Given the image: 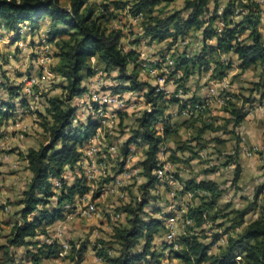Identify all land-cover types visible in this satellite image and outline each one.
Wrapping results in <instances>:
<instances>
[{
	"label": "trees",
	"instance_id": "trees-1",
	"mask_svg": "<svg viewBox=\"0 0 264 264\" xmlns=\"http://www.w3.org/2000/svg\"><path fill=\"white\" fill-rule=\"evenodd\" d=\"M173 1L100 0L95 4L89 0H67V4H63L60 0H0V29L12 33L14 42L21 38L20 30L24 24L33 34L43 20L48 21L45 41L51 45L56 59L50 69L60 80L54 87L61 89L59 96L45 97L44 113L38 114L43 119L40 127L47 136L46 143L19 153L31 177L20 199L15 202L18 209L13 214L15 219L8 222L11 231L6 243L0 244L8 264L16 261L10 248H24L32 264L57 258L60 244L56 239L47 241L49 228L52 229L53 224L63 217L65 204L73 203L76 197L90 190L84 177L75 173L76 162L81 155L79 146L94 134L98 123L90 115L84 121L78 118L80 108L76 98L86 92L85 82L94 74L95 67L102 68L107 76L115 73L111 78L117 84L108 86V91H141L151 106L150 111L141 110L133 115L134 126L118 148L120 170L129 145L144 147L143 157L136 164L144 181L139 185L140 199L123 207L128 219L127 225L115 229L116 254L110 255L105 246L95 250L105 264L158 263L163 256L162 247H169L163 241L156 243L155 239L165 230V221L173 211L165 212L155 205L158 197L153 194L161 185L154 175L158 154L169 142L174 148H166L168 160L185 167H190L192 160L200 159L199 153L213 143L216 152L224 154L221 164L233 167L232 184L237 183L241 173L238 127L247 117L251 107L246 104L252 99L231 93V99L221 108L223 115L214 114L207 108L197 119L181 118L180 110L186 105L201 104L203 100L194 93L188 96V81L194 75L201 77L209 69L210 78L225 77L232 68V56L236 57L241 71L258 67L259 81L254 90L264 88V38L260 30L264 8L257 0H226L225 3L222 0H182L180 8H168ZM238 8L245 13L233 21L231 15ZM125 11L132 16H142L136 27L131 28L128 49L122 43L127 34L123 29L112 27L115 19L126 18ZM218 22L225 24L220 32H217ZM190 33L193 40L198 41V49L190 52L191 43H188L178 51L179 42ZM144 40L166 42L159 57L164 58L166 54L172 57L175 71L167 80H173L176 88L182 90L183 97H163L155 92L152 83L139 79L140 65L135 47ZM207 40H213L214 44L207 43ZM172 47L175 49L170 52ZM223 55L226 60H222ZM92 58H96L94 64L90 61ZM0 87L8 94V98L0 97V103L6 107V111H0V120H7L16 109L13 100L19 98L18 103L23 106L26 98L20 85L3 82ZM237 100L241 102L237 103ZM173 106L177 107L178 120L168 112ZM123 114L119 112V126L123 125ZM126 127L123 125V129ZM181 129L190 131V136L182 140ZM219 134L230 137L221 138ZM206 135L210 136L207 138ZM230 138H234V151L224 153L221 147ZM260 154L264 156V152ZM218 168V165H212L202 170L201 177L194 175L187 179L174 173L181 189L175 191L173 199L180 200L191 192L197 201L188 205L184 217L190 218L192 224L178 233L175 242L179 249L170 250L169 256L177 258L181 264H264V201L260 200L264 196V161L259 167L262 181L244 207L219 203L225 189L207 177ZM67 170L73 175L71 181L63 177ZM55 180L59 181V186L54 184ZM163 186L170 190L167 183ZM99 194L97 189L92 198ZM146 206L150 211H146ZM251 213L256 216L247 218ZM207 223L217 231L210 241L205 242L202 238L207 237L203 235ZM223 234L227 236L225 244L219 245L215 253L211 252L213 243ZM41 235L43 238H39ZM86 250L85 243L72 245L70 254L74 263L82 262Z\"/></svg>",
	"mask_w": 264,
	"mask_h": 264
},
{
	"label": "rangeland",
	"instance_id": "rangeland-1",
	"mask_svg": "<svg viewBox=\"0 0 264 264\" xmlns=\"http://www.w3.org/2000/svg\"><path fill=\"white\" fill-rule=\"evenodd\" d=\"M63 4H67V0H60ZM100 0H89V3H97ZM182 5V0H174L173 2L169 3L168 8L178 9ZM126 17V16H125ZM124 17L119 19V23L122 26V29L125 35L132 32L131 28L136 27L137 23H130ZM39 26L36 33L33 35L31 32H27L29 30L25 29V32H22L21 38L17 42H14L11 37L12 33L7 32L4 29H0V82H7L11 85H18L20 80L24 75L32 74L40 76L39 68L36 65L37 59V51L39 50V46L45 41V35L47 31L48 22L43 20ZM127 31V32H126ZM7 32V33H6ZM27 32V34H26ZM125 36L123 38L122 43L125 49L130 47L131 35L129 37ZM39 43V44H38ZM142 43V42H141ZM160 45H165V42L161 43ZM138 48V47H137ZM178 49H182L179 47ZM160 49L159 46H153L151 50L146 52V55L150 58H158L160 56ZM179 51V50H178ZM54 56V50H52ZM96 58H92L90 61L92 64L95 63ZM54 61L56 59L54 58ZM35 67V68H34ZM101 69L100 67H97ZM229 74L231 72H228ZM115 73H112V76ZM112 76H105V86L116 85V81L112 79ZM232 77V76H231ZM249 78V77H248ZM139 79L141 81H148L153 83V81L144 74L139 75ZM239 79V78H237ZM59 79L56 77L44 80L42 82V93L39 97V107L33 111H29L26 109V104L21 106L18 103V99H14L16 109L12 112L13 116L9 120L10 121H17L20 122L21 125H24L25 131L23 132V138L19 139L20 143L23 145V148L30 147L32 145L34 147L46 143L47 136L44 134L40 124L42 122V117L38 116L39 113H44L45 108V97H49L51 95L59 96L61 93V89L59 87H54L55 84L59 83ZM203 81V80H202ZM229 81V79H228ZM189 83V82H188ZM230 85L232 86V81H229ZM208 84H205V87ZM249 85V84H246ZM251 86L239 87L236 89V85H233L231 89L233 93L237 94L241 97H252ZM172 89V87H171ZM44 93L46 96H44ZM136 94V98H139L141 95V91H134ZM0 97L8 98V94L6 91L0 87ZM130 99H128V103L130 104ZM135 101V100H134ZM241 101L237 100V103ZM27 103V98H26ZM248 106V104H246ZM261 110L257 109L254 110L255 112H250L247 115L246 124L251 125L252 128H256L254 137L257 140H254L250 143V138L246 134H239L240 137H243L247 143V145L252 147H258V151L254 153L252 156L247 157L243 155L242 151L240 150L238 153V159L241 165V173L239 179L236 184H232L233 179V167L230 165H222L221 163L224 161V158L216 152V146L214 144H210L209 147L201 152L200 159H195L190 162V167H181L177 165L173 167L174 173L178 170V174L184 176L183 179L190 178L194 175H198L201 177V172L203 169H206L212 165H218V170L213 173L207 174V177L213 179L214 181L218 182L220 186L225 189V193L222 195V199H220V204H224L225 202L231 203L235 207H244L252 198L257 185L262 181V175L260 172V164L262 163L261 154L260 152H264V104L261 105ZM144 105L140 106L139 108L129 109L128 111H121L124 117L123 125H127L126 128L123 129L122 126H117L115 129V134H108L107 140L105 142L106 145H110L111 142H116L117 147H120L121 144L126 140L128 137L131 127L134 126V114L137 113L139 110L144 109ZM79 116L78 118L84 121L89 116V111L86 109H79ZM214 114L223 115L221 108L215 106ZM30 118H28V117ZM245 118V119H246ZM29 126L30 129L27 127ZM8 128V123L0 120V207L3 208L4 205L9 206L8 212H0V244L6 243V238L11 231V225L8 223L9 221H13L15 216L13 215L15 210L18 209V206L15 205V202L20 199L22 191L26 188V185L29 181V172L25 167V164L21 162V156L19 153L20 147L13 142V137H11ZM27 128V129H26ZM15 132H13L14 134ZM9 135L8 141L3 143L4 136ZM182 135V134H181ZM185 135V136H184ZM221 138L230 137L226 134H219ZM14 136V135H13ZM210 135H206L208 138ZM187 137V134H183V138ZM234 138H230L225 146L221 147L224 153H232L234 151L233 147ZM174 145L169 142L167 144L169 146ZM218 148V147H217ZM120 149V148H119ZM141 151L137 154L139 155ZM143 154V150H142ZM188 154H186L187 156ZM165 158H167L168 154L166 153ZM120 160V154L118 152L115 153L114 157H108V170L106 171L105 176H99L95 180H91L89 182L90 186L92 187L93 191L97 189L100 190L105 184H107L111 179L112 175H118L121 170H118V161ZM138 158L134 160L131 164L132 167H137ZM252 169L251 171L249 170ZM4 169V170H3ZM6 169V170H5ZM247 169L249 171H247ZM68 177L66 178L67 181H71V173L67 171ZM136 176H132V179L125 180L124 185L118 189L115 193H103L96 198H92L95 200V204L97 206L98 211L100 212L99 217L90 218V219H81L75 218L71 222H67L61 228V233L58 236V241L67 242L70 249L72 245H80L82 243L86 244L87 250L86 255L82 262L78 264H105L102 262H97L95 250H100L102 246H105L108 249L110 255H115L116 250L118 248V244L114 238L115 229L119 227H123L127 225L128 216L126 212L123 211L124 205L130 202H134V200H138L141 196L139 185L144 181V178L136 171ZM110 178V180L106 183L105 179ZM181 177V176H180ZM170 185L177 187L176 183ZM170 185H168L170 187ZM153 194L156 195L158 198L154 201L155 205H158L163 208L165 212H170V205L173 203L174 207L176 208L177 205L185 204L189 202V204H193L196 198H188L185 195L180 200L172 199V196L169 194L165 186L158 187L157 190L153 191ZM261 201H264V196L262 195L260 198ZM181 203V204H180ZM146 211H150L149 206L145 207ZM116 212H122V218L114 222L111 220V215L115 214ZM256 216V213L249 214L247 218H251ZM182 227L177 228V233H180ZM217 230L212 228L210 225H205L203 235H206V238H202L203 241L208 242L212 239L213 234ZM48 234L50 237L55 234V230L49 228ZM165 234V230H162L159 235L156 237L157 243L160 240H163ZM39 238H43V235L39 236ZM224 240L225 237L222 236ZM211 252L215 253L217 251L216 245L211 247ZM24 248H10L11 255L14 259H16L15 264H32L28 260V257L25 254ZM70 250L67 253L68 256H64L61 258H50L44 259L41 261L40 264H77L74 263L75 261L72 260ZM150 259V258H149ZM181 264V262H179ZM0 264H8L5 260L2 251L0 250ZM140 264H144L140 263ZM152 264H157L156 262H152Z\"/></svg>",
	"mask_w": 264,
	"mask_h": 264
},
{
	"label": "built area",
	"instance_id": "built-area-1",
	"mask_svg": "<svg viewBox=\"0 0 264 264\" xmlns=\"http://www.w3.org/2000/svg\"><path fill=\"white\" fill-rule=\"evenodd\" d=\"M260 4H264V0H257ZM222 7L219 8L218 13H220ZM245 13V10L242 8H238L231 15V19L233 21L238 20L242 14ZM125 16L128 22L137 23L141 20V14L137 15H129L127 11H125ZM24 24L20 30V32H25L24 30L27 27ZM225 24L223 22H218L217 24V32H220L224 28ZM113 28H120L119 21L115 19L112 23ZM127 32V31H126ZM189 43L188 38H184L179 42V46L182 48ZM198 43V42H197ZM207 43H211V40H207ZM142 48L136 50L139 58L140 65V74H144L149 77L153 81V85L155 87V92L157 94H162L163 97H170L174 95L175 97H183L181 89L176 88L173 80H167V77L173 73L174 70V61L170 54H166L164 58H150L146 55L148 50H151L154 46V42H150L148 40L142 41ZM133 48V47H132ZM52 47L48 43H43L39 46V50L37 51V59L36 65L39 68L40 76L37 75H24L22 79L19 81L21 88V92L24 94L25 98H27L26 109L29 111H33L38 109L39 107V97L42 93V82L44 80L50 79L54 77L53 72L50 67L54 62V56L52 52ZM222 60H226V57H222ZM211 69L203 74V81L208 84L205 88L204 93L201 98L202 103L196 104L194 106L186 105L180 110V115L183 118H193L197 119L199 115L207 108L211 109L212 113H214L215 106L218 108H222L226 105L227 101L231 99V93L233 90L231 89V85L225 77L221 79H212L210 78ZM105 71L98 69L95 67L94 74L89 77L86 82V92L76 98V104L80 109H86L89 111V115L96 119L98 126L93 135L84 140L79 146L78 150L81 155L76 162V170H79L87 184L90 187V190L82 196H78L75 198L73 203H67L63 207L65 209L64 215L61 219L57 220L53 226L52 230H55V234L50 237L48 240L56 239L58 241V236L61 233V228L67 222L73 221L75 218L81 219H90L99 217L100 212L97 209L95 204V200L92 199L93 189L90 186L89 182L91 180H95L99 176H105L106 171L108 170V157H114L117 152V146L110 144L105 145L104 140L108 134H113L115 129L117 128L119 122V112L120 111H128L129 109L139 108L140 106H145L144 109L150 111L151 106L146 102V99L141 92L139 98H136V94L134 91H124L120 93H113L112 91L107 90V86H105ZM178 76L179 73L177 72ZM3 83V82H0ZM106 87V89H105ZM172 87V89H171ZM130 99V104L127 102ZM135 100V101H134ZM261 105V104H260ZM259 104L256 105V110H261V106ZM139 110V111H141ZM0 111H6V107L0 103ZM15 112V111H14ZM9 132L15 131V136L19 139L23 138V132L25 131L24 125H21L20 122L17 121H8ZM158 130L161 131V128L158 126ZM9 135L4 136L3 143L9 139ZM104 146V148H103ZM137 145L131 144L128 147V151L126 155L122 158L124 164L122 165L121 171L118 175L113 176L112 179L105 184L100 189V194L103 193H115L118 191L120 187L124 185L125 180L132 179V176L137 171L139 173V168L132 167L131 164L134 162L137 157ZM166 146H163L158 154V167L154 170V175L158 180V183L161 185L173 183L177 184V187L170 185L169 194L172 196V199L175 195V191L177 189H181V184L174 178L173 171V163H171L167 158H165ZM240 150L243 155L250 157L254 153H256L259 149L258 147L248 146L243 137L240 140ZM262 162L264 161V156L261 155ZM68 171V170H67ZM67 171L63 173V177L67 178ZM106 178V177H105ZM54 184L59 186V181L55 180ZM188 198L192 197V193L188 192ZM184 195V196H185ZM140 197L138 198V200ZM189 202H186L184 205L181 204L178 207H174L173 203L170 205V209L172 214L165 221V234L163 242H165L169 247H162L163 256L159 258V262L157 264H180L179 260L175 257L169 256L170 250H178L179 245L175 242L177 233V228L180 226L182 229L192 224V220L188 217H184L187 213ZM9 206L4 205L3 208L0 209V212H8ZM123 216L122 212H116L111 215V220L114 222L119 221ZM209 225L208 223L206 226ZM222 236L226 239V234L220 236L219 240L213 243L212 247L216 245L225 244V239H222ZM60 244V250L58 252V257L61 258L67 255L70 250V247L67 242L58 241ZM238 258V257H237ZM97 262H102L100 257L96 258Z\"/></svg>",
	"mask_w": 264,
	"mask_h": 264
},
{
	"label": "crops",
	"instance_id": "crops-1",
	"mask_svg": "<svg viewBox=\"0 0 264 264\" xmlns=\"http://www.w3.org/2000/svg\"><path fill=\"white\" fill-rule=\"evenodd\" d=\"M225 1L226 0H222V2L223 3H225ZM262 7L264 8V4H262ZM46 22H48L47 20H46ZM260 30H261V33H262V36H263V38H264V15L262 16V20H261V27H260ZM28 32V31H27ZM27 32H26V34H27ZM130 32V31H129ZM7 33V32H6ZM30 33V32H29ZM36 33V31L33 33V35ZM130 36V33L127 35V37H129ZM133 36V35H132ZM188 39H189V43H191V45H190V47H189V50H190V52H192V51H195L196 49H198V41L197 40H193V34L192 33H190V35L187 37ZM161 43H163V42H161ZM161 43H157V42H154V44H155V46L157 45V46H159V48L160 49H162L163 48V46L164 45H160ZM166 43V42H165ZM39 44V43H38ZM211 44H214V41L213 40H211ZM138 47V48H137ZM180 46L178 45V48H179ZM140 48H142V44L140 43L138 46H136L135 47V49L136 50H138V49H140ZM173 49H175L174 47H172L171 48V50H170V52L171 51H173ZM178 50H180V49H178ZM224 56V55H223ZM222 56V57H223ZM159 58V57H158ZM232 58V62H233V64H232V68H231V70L229 71V72H231L230 74L228 73L226 76H225V78H226V80H228L229 79V81H232V86L233 85H236V89H238L239 87H241V89L243 88V87H247V86H251L250 88H253V90L255 89V83H257L258 81H259V74H260V69L258 68V67H251V68H249V69H246L245 71H241L238 67H237V60H236V57L235 56H232L231 57ZM35 68V67H34ZM39 73V72H38ZM232 76V77H231ZM249 77V78H248ZM237 78H239V79H237ZM203 80V74L201 75V77H197L196 75H194V77H193V79H191V80H189L188 82V85H189V87H190V91H189V94H188V96H190V95H192V93H194L196 96H198V97H201L202 96V94L204 93V91H205V82L204 81H202ZM246 84H249V85H246ZM109 85H111V84H109ZM108 89V88H107ZM251 99H252V102L251 103H249L248 104V106H250L251 108H250V111H249V113L250 112H255L254 110H256V105L257 104H264V88L263 89H261V90H254L253 92H252V97H251ZM176 106H173V107H171L169 110H168V112H170L171 113V115L173 116V118H174V120H178V119H180L179 118V116L177 115V110H176ZM214 112V111H213ZM248 113V114H249ZM12 117H15V116H12ZM28 117V116H27ZM180 117L181 118H183L181 115H180ZM28 118H30V117H28ZM10 119V118H9ZM9 119H7V120H5V119H3V121L4 122H8V121H10ZM248 119L246 118L242 123H241V125L238 127V132H239V134H241V136H243L242 134L244 133V134H246V136L248 135V137L250 138V143H252L254 140H257L255 137H254V134H255V130H256V128H252L251 127V125H249V124H246L245 122L247 121ZM264 120V119H263ZM28 129H30L29 128V126L27 127ZM26 128V129H27ZM13 132H15V131H11V133H10V135H11V137H13V142H16V144L20 147V150H17V151H20V152H22V153H24V151L27 149H25V148H23L24 147V144L22 145L21 143H20V140L15 136V134L16 133H14L13 134ZM187 134V137H189L190 136V131H188V130H184V129H181L180 131H179V134H180V137H181V139L183 138V134ZM115 133H113V135H114ZM182 134V135H181ZM14 135V136H13ZM185 136V135H184ZM187 137H185L184 139H186ZM106 138H107V136H106ZM105 138V140H104V143L103 144H105V142H106V139ZM228 137H226L225 139H227ZM184 139H182V140H184ZM245 140V139H244ZM246 142V141H245ZM172 143V142H171ZM227 143V142H226ZM110 144H113V145H116L117 143L116 142H111ZM173 144V143H172ZM247 144V143H246ZM23 147H22V146ZM106 145V144H105ZM174 145V144H173ZM30 147L32 146V145H29ZM117 146V145H116ZM169 146H170V144H169ZM249 146V145H248ZM166 147H168V146H166ZM103 148H104V146H103ZM119 147H117V149H118ZM143 146H139V147H137V149H139V151H141L140 153H139V155L137 154V157L136 158H138V160H141L142 159V157H143V154H142V150H143ZM168 148H170V149H173L174 147L173 146H170V147H168ZM117 152H118V150H117ZM119 154V153H118ZM167 154H168V156H167V159H168V157H169V152H167ZM178 156H182V154H180V153H178L177 154ZM185 156H186V154H184ZM199 155L201 156V152L199 153ZM135 158V159H136ZM195 160V159H194ZM21 162L22 163H24L25 164V162H24V160H21ZM175 165V164H174ZM177 165V168H179L178 166H180V168L183 166V167H185V165H183V164H176ZM175 165V166H176ZM4 170V169H3ZM6 170V169H5ZM249 170L251 171L252 169H250L249 168ZM248 169H247V171H249ZM29 172V171H28ZM68 173V172H67ZM75 173L76 174H78V176H83L82 175V173L79 171V170H76L75 171ZM176 173L178 174V170L176 171ZM179 175V177L181 176V178L183 179L184 178V176H182V175H180V174H178ZM31 177V173L29 172V178ZM84 177V176H83ZM73 178V175L71 174V179ZM209 178V177H208ZM211 179V178H210ZM160 186H162V185H160ZM159 186V187H160ZM157 189H158V187H157ZM156 189V190H157ZM155 241H157V239H155ZM159 242H161V240L159 241ZM157 243V242H156ZM86 255V254H85ZM84 255V256H85Z\"/></svg>",
	"mask_w": 264,
	"mask_h": 264
}]
</instances>
